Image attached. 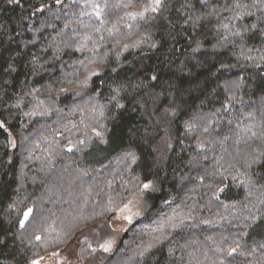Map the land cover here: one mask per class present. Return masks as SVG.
<instances>
[{"label": "trees", "instance_id": "obj_1", "mask_svg": "<svg viewBox=\"0 0 264 264\" xmlns=\"http://www.w3.org/2000/svg\"><path fill=\"white\" fill-rule=\"evenodd\" d=\"M137 191L77 264H264V0H0V264Z\"/></svg>", "mask_w": 264, "mask_h": 264}, {"label": "rangeland", "instance_id": "obj_2", "mask_svg": "<svg viewBox=\"0 0 264 264\" xmlns=\"http://www.w3.org/2000/svg\"><path fill=\"white\" fill-rule=\"evenodd\" d=\"M144 188H151L146 183ZM149 204L144 201L140 191L127 197L124 202L116 208L114 214L107 218H101L95 223L88 225L79 231L72 241L63 249L53 250L52 252L39 258L41 264H77L80 261L79 246L83 237H89L92 246L100 247L110 251L116 245V242L123 230L129 224L147 210ZM31 212L26 211L25 217ZM31 264V262L29 263Z\"/></svg>", "mask_w": 264, "mask_h": 264}, {"label": "water", "instance_id": "obj_3", "mask_svg": "<svg viewBox=\"0 0 264 264\" xmlns=\"http://www.w3.org/2000/svg\"><path fill=\"white\" fill-rule=\"evenodd\" d=\"M39 258H41V257H37L34 260H32L31 264H41Z\"/></svg>", "mask_w": 264, "mask_h": 264}]
</instances>
